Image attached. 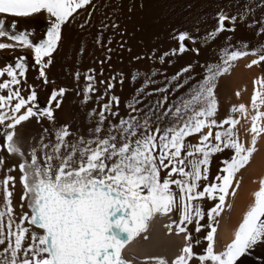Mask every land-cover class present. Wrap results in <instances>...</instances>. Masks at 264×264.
I'll list each match as a JSON object with an SVG mask.
<instances>
[{
  "label": "snow or ice",
  "instance_id": "1",
  "mask_svg": "<svg viewBox=\"0 0 264 264\" xmlns=\"http://www.w3.org/2000/svg\"><path fill=\"white\" fill-rule=\"evenodd\" d=\"M104 6L96 0H0V53L14 56L13 63L0 67V149L9 159L19 157L8 167L0 155V264H130L125 245L141 234L148 240L149 221L170 215L176 219L164 227L184 243L170 261L150 256L144 264H264V177L219 250L214 226L264 134V77L253 81L260 91L254 87L247 107L233 105L219 119L217 81L240 58L253 57L248 68L264 67V43L234 48L229 36L218 63L199 62L202 49L220 34L235 32L237 24L258 26L255 34L264 36V0H245L234 14L217 11L202 37L171 27L167 50L151 47L131 55L130 62H151L143 71L105 77L103 67H89L73 73L77 83L84 82L76 91L82 106L94 101L85 138L69 124L58 125L56 112L70 89L52 88L45 106L37 90L54 83L47 70L73 27L95 28L94 44L103 49V58L95 61L99 65L112 59L116 35L122 38L116 41L119 49L132 54L123 37L139 32L145 21L129 31L110 12L94 24ZM147 6L148 0H130L127 19ZM38 19L46 23L38 42L31 32L17 30L18 22ZM109 30L113 35L106 37ZM29 57L33 83L27 79ZM241 116L250 121L247 143L236 130ZM33 122L42 131L25 153L18 129ZM45 134L51 136L47 143ZM17 183L21 195L14 205ZM206 202L212 203L205 209Z\"/></svg>",
  "mask_w": 264,
  "mask_h": 264
},
{
  "label": "bare ground",
  "instance_id": "2",
  "mask_svg": "<svg viewBox=\"0 0 264 264\" xmlns=\"http://www.w3.org/2000/svg\"><path fill=\"white\" fill-rule=\"evenodd\" d=\"M96 2L102 3L105 6L98 9L93 18L94 24L98 23L103 18V15L110 12H114V18L120 26L122 28L127 27L129 31H132L133 24H136L137 21H145V27L141 28L139 32H133L131 36L125 34L123 37V40H127L125 48L131 47L132 54H129L126 50L119 49L116 41H122V38L116 35L111 45L114 49L111 54L112 59L104 65H99L95 61L96 59L103 58V49H100L94 44L95 28H87L81 32L78 28L73 27L70 37L62 44L58 53L54 54L53 64L47 70L49 80L54 81V83H50L47 87H41L37 90L39 104L45 106L47 96L52 88L65 87L70 89L65 94L61 108L56 112L58 125L69 124L73 131L79 130L80 133L84 134L85 138H88L87 130L91 126L87 117V111L89 107L94 106V101L87 106H82V97L77 96L76 91L82 89L84 82L81 78L79 83H77L73 77V73L77 70L83 73L89 67L97 70L103 67L105 77L116 75L120 72H123L127 76L130 71H143V65L151 62H130L131 55L148 52L151 47H156L159 51L167 50L172 44V41L168 37L171 27H177L182 30L187 29L193 35L202 37L205 35L206 30H210L214 25L213 18L217 11L223 9L229 14H234L238 10H242L245 0H148V6L143 11L134 10L131 20L127 19L126 11L130 0H96ZM117 6L118 10L114 11ZM255 15L259 18L260 11L257 10ZM17 30L31 32V38L38 42L46 30V23L43 19L27 23L21 21L18 22ZM257 30L258 26L249 29L244 24H237L235 32L220 34L214 43H210L202 49L199 60L200 64L218 63L220 49L225 46V38L229 36L231 37L229 42L234 48H240L246 44L248 50H251L253 47L259 46L264 43V36H257L255 34ZM111 35H113L111 30L105 33L106 37ZM82 47L84 51L81 53L80 49ZM13 62V55L0 53V67ZM28 64L27 79L29 83H33L35 82L36 72L31 66L32 61L30 57L28 58ZM233 65H235V62ZM237 68L234 71V75H232L234 77L236 76V80H233L234 77H232L233 81H231L233 98L236 105L243 103L247 107L250 103L254 87L257 91H260L259 85L254 86L253 81L264 77V67L253 66L248 68L245 65H240ZM201 71V69H197V73ZM228 72H230V69ZM97 78H100L98 71ZM116 91L118 93L120 92L119 86H117ZM127 93L128 84L126 83L124 86V95H127ZM260 111H264V105L260 107ZM218 112V119L226 117L229 113V111L224 110L219 104ZM73 116L74 120L78 122L75 121L76 123H74L70 121ZM239 119L240 123L236 126V130L240 139L247 143L250 140V134L245 129L250 126V121L245 120L242 116ZM261 123H264V121ZM42 124L51 131V127L46 121H42ZM41 131L42 128L34 122L27 124L22 129H18L17 139L21 149L25 153L31 147L36 146ZM50 139L51 136L45 134V143ZM255 147L256 151L250 158L249 164L241 169L236 176V179L240 181L236 195L226 198V205L221 216L218 218L219 224L214 225L218 229L216 234L218 250L221 245L226 244L230 240L232 232L238 226L243 212L251 203V194L257 190L259 179L264 177V134L257 138ZM0 155L5 156L8 167H12L19 160V157L15 156L9 159L7 153L2 149H0ZM214 163H216L215 160ZM20 195L21 186L17 183L13 196L14 205L18 203ZM211 203L206 202L204 205L205 209ZM228 204H231V208L227 206ZM172 219H176V217L171 215L167 217L156 216L149 221L148 231L146 233L148 240L142 238L143 234L133 238L123 249L124 258L131 264H144L145 258L150 256H162L169 261L174 258L178 254L179 248L184 241L182 236L167 233L164 225ZM202 223H206V219ZM196 251H199V248H196Z\"/></svg>",
  "mask_w": 264,
  "mask_h": 264
},
{
  "label": "rangeland",
  "instance_id": "3",
  "mask_svg": "<svg viewBox=\"0 0 264 264\" xmlns=\"http://www.w3.org/2000/svg\"><path fill=\"white\" fill-rule=\"evenodd\" d=\"M250 58L251 56L249 57H245V58H240L239 60L235 61V65L234 62L232 64V67L230 68V72H227L224 74V76H221L218 78V81H217V88L215 90L216 92V96H217V99H218V104L224 109L226 110L227 112L230 110V108L233 106V105H236L235 104V101H234V98H233V87H232V82L233 80H236V76H232L234 75V71L235 69H238L237 67H239L240 65H246L247 62L249 63L250 62ZM252 59V58H251ZM237 62V63H236ZM236 65H238L236 67ZM233 70V71H232ZM227 74V75H226ZM232 77L233 80H232ZM231 79V80H230ZM224 81V82H223ZM230 81V82H229ZM231 89H230V88ZM225 89V90H224ZM231 93V94H229ZM228 94V96H227ZM231 96V97H229ZM233 100V101H232ZM223 105V106H222ZM226 108V109H225ZM219 113V112H218ZM76 119V118H75ZM70 121H73L74 123L78 122L76 120H74V116L71 118ZM76 121V122H75Z\"/></svg>",
  "mask_w": 264,
  "mask_h": 264
},
{
  "label": "water",
  "instance_id": "4",
  "mask_svg": "<svg viewBox=\"0 0 264 264\" xmlns=\"http://www.w3.org/2000/svg\"><path fill=\"white\" fill-rule=\"evenodd\" d=\"M129 242H130V241H129ZM129 242H128V243H129ZM130 264H131V263H130Z\"/></svg>",
  "mask_w": 264,
  "mask_h": 264
}]
</instances>
